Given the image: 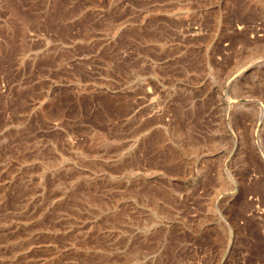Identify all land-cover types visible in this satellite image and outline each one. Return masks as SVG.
<instances>
[{
  "label": "rangeland",
  "instance_id": "1",
  "mask_svg": "<svg viewBox=\"0 0 264 264\" xmlns=\"http://www.w3.org/2000/svg\"><path fill=\"white\" fill-rule=\"evenodd\" d=\"M0 264H264V0H0Z\"/></svg>",
  "mask_w": 264,
  "mask_h": 264
}]
</instances>
